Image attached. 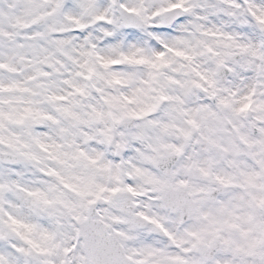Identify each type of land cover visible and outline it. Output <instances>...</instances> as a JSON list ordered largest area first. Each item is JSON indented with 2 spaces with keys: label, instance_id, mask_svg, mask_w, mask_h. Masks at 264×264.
<instances>
[{
  "label": "snow or ice",
  "instance_id": "6c2138e0",
  "mask_svg": "<svg viewBox=\"0 0 264 264\" xmlns=\"http://www.w3.org/2000/svg\"><path fill=\"white\" fill-rule=\"evenodd\" d=\"M0 264H264V0H0Z\"/></svg>",
  "mask_w": 264,
  "mask_h": 264
}]
</instances>
